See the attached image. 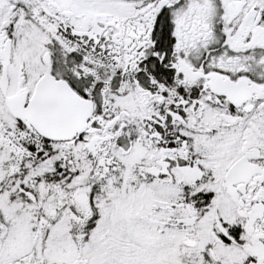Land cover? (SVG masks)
Here are the masks:
<instances>
[{"label": "snow or ice", "instance_id": "6c2138e0", "mask_svg": "<svg viewBox=\"0 0 264 264\" xmlns=\"http://www.w3.org/2000/svg\"><path fill=\"white\" fill-rule=\"evenodd\" d=\"M0 264H264V0H0Z\"/></svg>", "mask_w": 264, "mask_h": 264}]
</instances>
